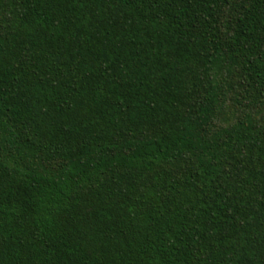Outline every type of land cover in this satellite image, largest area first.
Listing matches in <instances>:
<instances>
[{
	"label": "trees",
	"instance_id": "obj_1",
	"mask_svg": "<svg viewBox=\"0 0 264 264\" xmlns=\"http://www.w3.org/2000/svg\"><path fill=\"white\" fill-rule=\"evenodd\" d=\"M0 264H264V0H0Z\"/></svg>",
	"mask_w": 264,
	"mask_h": 264
}]
</instances>
